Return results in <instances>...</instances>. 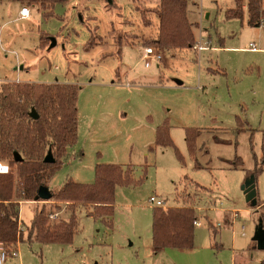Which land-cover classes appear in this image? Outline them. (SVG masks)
Returning <instances> with one entry per match:
<instances>
[{
	"label": "rangeland",
	"instance_id": "1",
	"mask_svg": "<svg viewBox=\"0 0 264 264\" xmlns=\"http://www.w3.org/2000/svg\"><path fill=\"white\" fill-rule=\"evenodd\" d=\"M246 2L242 18L227 19L234 0H187L195 42L203 36L209 49L159 46L160 63L141 60L145 48H156L157 21L149 11L157 0H66L51 15L38 6L0 2V87L58 82L79 88V139L47 181L51 192L69 180L92 184L97 162L131 166L138 183L115 186L111 218L91 217L78 206L69 244L28 241L25 228L21 242L3 244L18 253L4 264L264 261V249L253 246L264 212V52L244 50L249 43L264 49V27L248 26ZM21 6L29 8L28 19H19ZM41 37L49 39L47 47ZM206 68L216 73L208 80L202 76ZM163 125L172 145L154 146L155 129ZM190 129L198 131L193 153L185 141ZM254 172L255 204L241 190ZM151 196L161 198L166 210L185 201L194 205L200 225L191 248L153 251ZM36 209L50 220L70 216L67 203L23 201L21 225L31 223Z\"/></svg>",
	"mask_w": 264,
	"mask_h": 264
},
{
	"label": "trees",
	"instance_id": "2",
	"mask_svg": "<svg viewBox=\"0 0 264 264\" xmlns=\"http://www.w3.org/2000/svg\"><path fill=\"white\" fill-rule=\"evenodd\" d=\"M65 1L0 0L38 6L44 15H51L54 5ZM242 1L234 0L235 8L225 12L227 19L242 18ZM245 8L248 26L264 27L263 0H247ZM186 10L187 0H157V7L149 12L157 21L158 46L167 50L192 48L195 42L194 25L188 21ZM140 16L144 24L149 26L150 22L144 14ZM47 40L41 37L40 44L47 47ZM92 43L89 42L88 46ZM78 90L75 85L60 83L21 82L0 87V161H6L13 169L10 174L0 175V243L6 246L23 240L24 233L18 231L21 223L18 202L34 200L39 188L46 186L61 165L67 149L77 141ZM32 109L37 114L36 119L29 115ZM197 134L196 129L186 130L185 133V141L192 153ZM170 145L168 127L158 126L155 129L154 146ZM48 152L54 159L53 163H44ZM14 153L21 156L20 162H15ZM132 173L131 166L98 164L94 168L92 184L69 180L60 189L50 191V200L68 204L69 219L50 220L44 209H36L31 223L26 227L23 225L27 240L40 244L71 243L76 232L74 211L78 206L85 207L91 217L111 218L115 186L138 184L132 179ZM253 174L255 178V172ZM55 209L59 210L60 206H55ZM195 220L194 205L186 201L181 206L167 210L155 208L151 222L153 248H191ZM259 220L264 231V212H260ZM212 229L215 236L216 231Z\"/></svg>",
	"mask_w": 264,
	"mask_h": 264
},
{
	"label": "built area",
	"instance_id": "3",
	"mask_svg": "<svg viewBox=\"0 0 264 264\" xmlns=\"http://www.w3.org/2000/svg\"><path fill=\"white\" fill-rule=\"evenodd\" d=\"M19 19H28L30 16V10L28 7L24 6L21 7L18 12ZM194 51L200 53L202 51L208 50L209 47L207 45H202L201 42H195L192 48ZM245 51L255 52L259 49L255 46V44L251 43L249 46L244 49ZM142 58L145 60V62L148 63V61H155L157 63H160L163 58L162 49L159 48V46L156 44L155 47L145 48L142 53ZM10 173V166L7 163H4L0 161V175H7ZM149 205H151L154 208H159L162 210H166L165 208V202L155 196H151L148 199ZM19 206L21 202H18ZM51 219H53L52 216H49ZM234 218L236 216L234 215ZM194 226H199L200 222L197 221V219L194 221ZM25 230L24 226L21 225V223L18 226V231L23 232ZM18 253L17 251H13L10 249H6L2 243H0V264H4L9 258H17Z\"/></svg>",
	"mask_w": 264,
	"mask_h": 264
},
{
	"label": "water",
	"instance_id": "4",
	"mask_svg": "<svg viewBox=\"0 0 264 264\" xmlns=\"http://www.w3.org/2000/svg\"><path fill=\"white\" fill-rule=\"evenodd\" d=\"M55 46V41H53L49 48H52ZM175 82L178 85H181V82L178 80H175ZM30 117L33 119L37 118L36 112L32 109L30 112ZM14 160L15 162H20L22 160L21 156L18 153H14ZM54 159L51 155L50 152L45 156L44 158V163H53ZM241 190L245 196V201L247 203L253 201L255 204V199L257 196L256 188H255V178L254 175H251L248 177V179L245 180L244 184L241 187ZM52 198L51 192L49 189L45 186H41L37 192L36 197L34 198V202L38 201H49ZM253 242L255 243V246L258 249H264V231L262 230V224L261 221L259 220L258 226L255 229L254 237H253Z\"/></svg>",
	"mask_w": 264,
	"mask_h": 264
},
{
	"label": "crops",
	"instance_id": "5",
	"mask_svg": "<svg viewBox=\"0 0 264 264\" xmlns=\"http://www.w3.org/2000/svg\"><path fill=\"white\" fill-rule=\"evenodd\" d=\"M21 7H24V6H21ZM263 9H264V5H263ZM20 10V9H19ZM19 10H18V12H19ZM17 15H18V13H17ZM19 17V16H18ZM193 32H194V30H193ZM200 42H201V44L202 45H207L208 47H209V44L208 43H206V42H203V36L200 38V40H199ZM155 42H156V39H155ZM249 44H251V43H249ZM156 45V44H155ZM249 46V45H248ZM247 48V47H246ZM246 48H244V49H246ZM259 49V48H258ZM207 50H205V51H202V52H200V53H204V52H206ZM247 52H250V51H247ZM258 52H264V49H259L258 51H255V52H250V53H258ZM142 53H143V51H142ZM142 53H141V60H143V58H142ZM148 62H150V61H148ZM211 70L212 69H210V68H206L205 69V72L202 74V76H203V79L204 80H208V79H210L211 77H212V75L211 74H216V73H212L211 72ZM17 82H20V81H18V80H16ZM55 83H58V82H55ZM61 84H63V83H61ZM72 85V84H71ZM78 98V97H77ZM77 110H78V118H77V138L79 139V109H78V106H77ZM208 131H210V130H208ZM154 139H155V134H154ZM98 163L99 162H97V164H95V166L96 165H98ZM201 167V166H200ZM95 168V167H94ZM45 187H47L48 189H49V186L46 184V186ZM255 188H256V184H255ZM203 190H205V189H203ZM49 191H51L50 189H49ZM256 192H257V190H256ZM159 199H161V198H159ZM162 200V199H161ZM262 204V203H261ZM172 207H175V206H172ZM115 208V204H114V206H113V209ZM219 226V225H218ZM230 226H231V223H230ZM220 247H221V245H220ZM162 250V249H161ZM153 251H155V253H158V252H160V250H156V249H154L153 248Z\"/></svg>",
	"mask_w": 264,
	"mask_h": 264
}]
</instances>
